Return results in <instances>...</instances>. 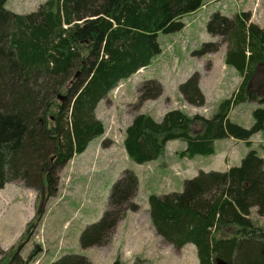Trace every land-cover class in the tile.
<instances>
[{"label":"trees","instance_id":"16d2710c","mask_svg":"<svg viewBox=\"0 0 264 264\" xmlns=\"http://www.w3.org/2000/svg\"><path fill=\"white\" fill-rule=\"evenodd\" d=\"M7 1L0 0V188L20 181L37 196L35 215L18 248L9 257L0 248V264H32L42 246L36 244L26 258L20 252L46 214L48 199L59 190L60 169L106 132L96 115L100 102L164 51L160 33L183 30L184 16L211 1L46 0L29 13L8 9ZM251 19L249 10L233 15L214 11L207 31L222 41L204 42L193 51L197 56L215 53L226 42L225 63L242 77L237 89L221 99L212 117L182 108L167 111L161 120L136 114L123 140L131 160L153 161L177 139L186 143L177 151L180 157L214 154L217 139L233 137L252 145V136L264 129V96L251 88L264 62V27ZM200 78L196 70L178 86L183 100L197 107L206 103ZM139 92L143 101L161 96L164 87L151 78ZM247 100L257 103L251 127L229 117L233 107ZM196 124L199 132L193 133ZM139 183L133 169L123 170L100 219L82 230L81 247L106 244L127 211L140 209L132 200ZM148 202L156 233L177 248L195 245L200 264H264V229L251 218L254 208L264 215V156L257 150L250 149L240 165L226 171L200 169L184 180L182 191L152 193ZM48 264L92 261L67 252Z\"/></svg>","mask_w":264,"mask_h":264},{"label":"rangeland","instance_id":"374dc122","mask_svg":"<svg viewBox=\"0 0 264 264\" xmlns=\"http://www.w3.org/2000/svg\"><path fill=\"white\" fill-rule=\"evenodd\" d=\"M45 1L8 0L6 7L16 12L29 13L37 10ZM249 7L252 8L251 21L264 27V0H211L208 8L199 9L198 13L186 18L195 19L194 27L189 32L187 30L190 22H187L189 26L179 32L160 33L159 40L162 46L168 42L166 57L170 56L169 53H176V57L181 61L175 63L171 60L168 68L164 66L161 72V63L156 61L158 55L152 62L154 65L152 69L137 72L129 79L122 80L118 87L100 102L96 115L105 123L106 132L103 136L94 138L83 153L76 155L60 169L59 190L48 199L46 214L34 228L29 241L24 243L20 252L23 258L28 256L36 244H40L43 249L36 257L39 264H47L57 253L62 255L67 252L86 255L92 264H113L115 261L121 264H200L195 246L187 244L177 248L164 242L156 233L150 219L148 197L152 193L162 195L182 191L184 180L197 175L200 168H212L215 157L198 155L194 158H183L172 154L173 149L181 150L186 146L184 140L178 139L167 143L168 151L165 158L168 167L156 168V162L162 156L147 163H136L128 157L123 140L127 126L140 112H154L161 116L163 112L177 106H182V109L190 114L201 112V107L187 102L180 104L182 102L179 100L178 86L198 70L205 75L203 85L207 89L208 76L219 73L220 69L223 70V55L227 43L222 42L220 50L214 54L197 56L193 55V51L204 42L222 41L221 37L213 36L207 31V21L211 13L220 10L225 15H233L247 11ZM169 45L172 48H169ZM211 60H214V70L207 73V70L212 68ZM159 72L160 75L157 74ZM230 73L227 85L217 89L213 100L209 96L206 109L202 108V114L212 117L218 108L217 101L228 97L237 89L242 80L241 74L233 68L230 69ZM151 78H157L165 83L164 92L157 98L140 101L139 87L145 80ZM69 85L70 83L67 84ZM251 88L256 90L259 97L264 96V62L257 66ZM67 89L68 87L62 93L65 94ZM214 99H217V103L213 102ZM256 107L257 103L249 100L236 105L230 111L231 120L251 127L254 123L253 110ZM199 126L194 125L192 132H199ZM251 140V149L263 155L264 129L252 136ZM243 146L249 145L244 141ZM242 149L232 151L233 166L240 165L242 158L247 154L242 152ZM182 164H194L196 172L186 171L188 168H183ZM125 168L133 169L139 176V189L132 200L140 204V209L127 211L114 226L106 244L81 247L79 238L82 230L100 219L107 206L111 187ZM219 169L221 168L211 170ZM36 196V190L25 187L20 181L7 184L4 190L0 188V248L8 257L18 248L19 239L25 232L27 223L35 215ZM251 218L264 229V215L257 213L256 208L252 210ZM35 233H41L43 241L37 242Z\"/></svg>","mask_w":264,"mask_h":264},{"label":"crops","instance_id":"0c3cea01","mask_svg":"<svg viewBox=\"0 0 264 264\" xmlns=\"http://www.w3.org/2000/svg\"><path fill=\"white\" fill-rule=\"evenodd\" d=\"M209 1H211V0H209ZM208 7H209V4L206 7L202 6L200 9H205V8H208ZM198 10L195 11V12L189 13V14H187V15L184 16L185 23L190 22V26H189L187 32H189L190 29L191 30L193 29L194 23H195V19H193V20H187L186 18L190 17L191 14L198 13ZM248 10L249 11L250 10L252 11V8L249 7ZM167 43L168 42L165 43L164 51L156 59V61H159L161 63V72L164 70V66H167V68H168L169 63H170L171 60H174L175 63H177V62L179 63V61H181L179 59V57H176V53L174 54V53H169L168 52L170 56H167L166 57V44ZM211 54H214V53H211ZM225 54H226V51H225ZM225 54L223 55V64H224L223 70L220 69L219 73L213 74L212 76H208V78H207V80H208V88L207 89L203 85V82H204V79H205V75H204V73H201L200 87H201L202 91L204 92V94L206 96V103H205L204 106H201V110H200L201 111L200 112L201 114H202V110L203 109H206V106H207V103H208V98L211 97L212 100H213V98H215L217 89H220V88L225 87L227 85V78L231 74L230 73V69L231 68L235 69L234 67L228 66L225 63V59H224ZM211 62H212V68H210L209 70H207V73H210V72H212L214 70V60H211ZM153 67H154V65L151 64L148 67H145V68L140 69L138 72H144V71H147V70L152 69ZM161 72H159L157 74L160 75ZM183 80H185V78ZM162 83H163V85L165 87L166 86L165 83L163 81H162ZM167 97L169 98V96H167ZM179 100H180V102H182L180 104H183V102H185L183 100L182 95L180 94V92H179ZM216 100L217 99H214L213 102L214 103H217V102L219 103V101L221 99L218 100L217 102H216ZM176 108H182V106H180V107L177 106ZM169 110H171V109H169ZM169 110H167V111H169ZM167 111L163 112V114L161 116L159 114H157V113H154V112H148V113H150L156 120H161L163 118L164 114ZM230 114H231V112H230ZM230 114H229V117H230ZM203 115L207 116V114H203ZM230 119H231V117H230ZM173 141H178V139L177 140L169 141L168 144L170 142H173ZM168 144H167V146H168ZM243 145H244V141L243 140H238V139H235L233 137H231V138H224V139H217L215 141V153L214 154H211V155H213L215 157L214 158V161H213V165H212L213 167L212 168H200V169H203V170H211V169H215V168H221V169H219L221 171L228 170L231 166H233V154H232V151L233 150H235V149H238L239 150V148H243L241 151L247 153L251 149L250 146H245L244 147ZM173 150L174 151H172V154L178 155L177 154V151H179V150L178 149H173ZM167 151L168 150H167V147H166V152H165L164 155H162V157L160 159H162L163 157L164 158H163L162 161L159 159L156 162L157 163L156 164V168H160L161 166H162V168L168 167V164H167L166 158H165L166 155H167ZM237 153H238V151H237ZM196 156H198V155H196ZM196 156H194V157H196ZM263 156H264V154H263ZM194 157H191V158H194ZM183 158H185V157H183ZM176 163H180V162H176ZM182 166H183V168H188V169H186V171L190 170V171L196 172L195 169H194V168H196V166L194 164H191V165L182 164ZM6 186L4 188H1V189L2 190L6 189ZM58 256H59V254L57 253L56 256H54V258H52L50 261L54 260Z\"/></svg>","mask_w":264,"mask_h":264},{"label":"built area","instance_id":"2783aa9c","mask_svg":"<svg viewBox=\"0 0 264 264\" xmlns=\"http://www.w3.org/2000/svg\"><path fill=\"white\" fill-rule=\"evenodd\" d=\"M188 26H189V24H187L185 28H187ZM169 48H172V46L169 45ZM36 238H37L39 241H43V238H41V235H40V234H37V235H36ZM35 264H39V261H36Z\"/></svg>","mask_w":264,"mask_h":264},{"label":"clouds","instance_id":"9594fccd","mask_svg":"<svg viewBox=\"0 0 264 264\" xmlns=\"http://www.w3.org/2000/svg\"><path fill=\"white\" fill-rule=\"evenodd\" d=\"M188 23H186V25H187ZM186 25H185V27H186ZM185 27H184V29H185ZM198 113H200V112H198Z\"/></svg>","mask_w":264,"mask_h":264}]
</instances>
